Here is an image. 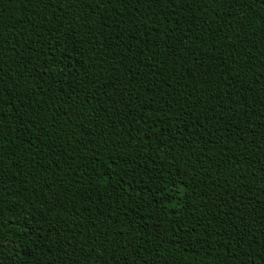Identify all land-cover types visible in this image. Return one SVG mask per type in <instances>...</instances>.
Returning a JSON list of instances; mask_svg holds the SVG:
<instances>
[{
  "label": "trees",
  "instance_id": "obj_1",
  "mask_svg": "<svg viewBox=\"0 0 264 264\" xmlns=\"http://www.w3.org/2000/svg\"><path fill=\"white\" fill-rule=\"evenodd\" d=\"M0 264H264V0H0Z\"/></svg>",
  "mask_w": 264,
  "mask_h": 264
}]
</instances>
